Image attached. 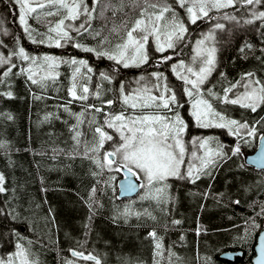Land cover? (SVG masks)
Masks as SVG:
<instances>
[{
    "label": "trees",
    "instance_id": "trees-1",
    "mask_svg": "<svg viewBox=\"0 0 264 264\" xmlns=\"http://www.w3.org/2000/svg\"><path fill=\"white\" fill-rule=\"evenodd\" d=\"M106 2L108 0H99L95 4V18L89 22L90 32L102 31V35H108L109 30L114 25L119 27L122 20L127 19L130 25L132 20L138 18V11L124 15L129 13L127 6L122 12L113 14L112 8H105ZM110 2L119 8V0ZM167 2L176 9L188 27L185 42L178 45L176 50L159 53L149 40L148 62L131 71L130 67L124 68L106 57L74 47V43H80L99 48V37L93 39L87 32L77 34L71 21H66V24L71 22L70 34L74 40L62 41L63 47L49 46L47 40L43 44L32 43L19 24L15 0H0V41H3L0 53L7 57L22 46L29 55L37 53L41 57L52 55L65 60L83 59L93 69L88 75L101 93L100 99L89 93L86 101L73 100L69 89L73 83L74 66L66 63L59 64L58 76L43 88L32 84L27 79V72L19 71L20 68L26 69L29 62L20 60L18 56H11V62L17 67L8 76H4L3 72L9 65H0V143L5 145L0 148V173L4 174V186L8 189L0 193V252L6 259L18 251L17 244H22L39 264H66V261L95 264V261L72 256L71 250L83 252L85 256L94 255L101 264H156L158 259L161 264H168L166 257L169 250L175 253L172 264H251L256 238L264 227V215L258 214L260 205L264 204V171L246 166L244 155L256 149L258 138L264 133V120L261 119L264 118V105L253 113L237 105L213 100L217 110L226 116L255 126L254 136L244 135L245 130L236 136L226 129L197 127L190 116L191 100L180 90L182 87L178 89L173 84L180 82V79L175 78L171 65L180 60H193L196 41L214 30V25L219 22L225 27L215 30L216 66L203 88L212 87L213 92L223 95V88L228 87L229 83L241 81L243 74L248 72L255 73L257 78L264 81V20L255 19L252 15L253 12L264 11V2L246 5L243 0H237L235 7L211 11V19L203 18L194 25L188 22L186 9L179 8L174 0ZM84 4L91 9L94 0H84ZM102 10L103 18L100 16ZM226 14L235 19H224ZM63 15L61 10L54 16L40 15V20L29 18L31 29L35 30L33 36L39 40L37 33H47L48 28L54 26ZM249 20L252 23H247ZM123 35L124 31L121 30L120 36ZM109 39L111 44L105 43V50L120 42L115 34ZM165 55L173 57L166 62V66L156 68L151 65L153 60ZM198 61L193 60L195 63ZM83 72L87 73L86 68L81 69L76 82L84 75ZM101 72L109 74L111 81L102 79ZM154 72L168 77L169 88L176 89L183 105L179 109L186 120L184 140L190 153L196 150L191 140L198 138L219 141L225 152L236 145L240 146L241 151L221 162L211 177L201 176L195 183L188 179L169 178L166 181L169 185L166 191L171 198L168 202L158 203L152 199L147 193L152 191L154 195L155 189H146L143 182L144 186L137 196L119 200L117 184L122 177L120 167L113 165V170L105 168L103 174L94 176L92 173H99L100 169L89 158L93 155L88 149L95 143L94 128L103 124L104 113L86 110L78 129L82 133L79 144L73 139L71 130L77 124L76 115L73 114H80L82 105L86 107L90 104L105 107V112L124 110L126 114H132V110L120 101V86L123 85L125 92L143 86L156 92L153 88L156 83L152 76ZM141 77L144 79L141 80ZM180 85L184 88V83L180 82ZM9 91L13 94L12 98L4 95ZM235 91L242 92L243 88L237 87ZM36 96L40 99H36ZM110 98L117 100V103L108 108L103 101ZM204 98H208L206 94ZM64 106L69 111H65ZM93 117L94 123L91 122ZM257 121L261 122L257 124ZM110 134L113 140L105 142L98 157L102 158L119 141V134L113 129H110ZM202 154L201 149L198 155ZM188 156L192 158L188 154L186 159ZM116 159L119 162L120 158ZM193 163L198 164V161L191 159L185 165ZM94 187V198L100 206L90 211L91 190ZM237 200L239 204L234 203ZM252 218L259 227H252ZM174 220L181 223L173 224ZM245 221H248L247 225ZM153 230L164 246V258L155 255V240L149 236ZM227 251H240L242 256L235 261L221 258L220 255ZM15 259L17 262L18 258Z\"/></svg>",
    "mask_w": 264,
    "mask_h": 264
},
{
    "label": "snow or ice",
    "instance_id": "snow-or-ice-1",
    "mask_svg": "<svg viewBox=\"0 0 264 264\" xmlns=\"http://www.w3.org/2000/svg\"><path fill=\"white\" fill-rule=\"evenodd\" d=\"M264 0H243L246 5H260ZM15 3L20 5L19 23L24 26V32L31 38L32 43H45L48 41L49 46L63 47L62 41H72L74 37L70 34L72 25L66 24V21H75L83 14L86 19L75 31L79 35L87 32L93 39L99 37V48L88 47L80 43H74L73 46L82 49L84 52L95 53L99 57H106L108 60L115 61L124 68L140 67L149 60L147 52V43L150 37H154L156 42V51L164 53L169 49L176 50L177 46L185 42L188 27L184 20L179 17L176 9L167 2V0H119V8L111 4L110 0L106 2L105 8H112L113 14L116 11H123L124 7L129 8V13H124L128 16L130 13L138 11V18L131 21L122 20L119 27L113 26L109 30L108 35H102V31L90 32V20L94 19L93 13L95 8H89L84 4V0H15ZM94 3H99V0H94ZM179 8L186 9L188 22L196 24L198 20L209 17V12L221 9L235 7L237 0H174ZM55 9L43 13V16L58 15L63 10V18L59 19L54 26H50L47 33H37L40 39L37 40L33 36L34 29H31L27 22L29 14L37 13L38 9ZM171 13V15H168ZM255 19L264 20V11L253 12ZM103 18V10L100 13ZM40 20V14L35 17ZM210 18V17H209ZM226 20H234L235 17L225 15ZM211 19V18H210ZM51 23V22H49ZM252 23V20L247 21ZM224 24L217 22L214 25V30L209 31L203 39L196 41V56L199 63L195 67L186 66L184 61H179L171 65L172 71L177 78L183 81L186 87L183 92L186 96L192 99L190 105V116L194 118V124L200 128H220L226 129L228 133L236 136L241 135V130H245L244 135L254 136L256 128L250 125L247 121L241 122L230 118L217 110L213 100L219 101L222 104L237 105L241 108L249 109L255 113L258 108L264 105V81L256 77L253 72L244 73L241 81L229 83L228 87L223 88V95L213 92L212 87L207 89L203 85L208 81L216 66V35L215 30H223ZM83 30V31H81ZM124 31V35L120 36V31ZM115 34L119 37L116 43L110 50H105V43L111 44L109 36ZM3 41H0V45ZM209 44L211 46H209ZM249 48L251 45H247ZM18 56L20 60L30 62L28 68H20V72H27V79L34 85L47 87L49 78L55 80L58 73L55 69L61 63L69 64L73 67L72 86L69 89V95L73 100L86 101L89 98L90 89L85 83L80 86V94L77 92V76L81 74V69L86 68L87 74H91L93 69L87 66V61L83 59H63L52 55H44L41 57L30 56L24 47H18V50L5 57L0 53V65L7 64L9 67L3 72L4 76H8L13 68L17 65L11 62V56ZM172 56H162L161 62L166 63L171 60ZM223 75V73H221ZM100 76L104 80L111 81V76L105 72H101ZM152 76L156 83L153 88L156 89V94H153V89L147 86L125 92L123 85L118 90V96L123 106L132 110L133 114H126L124 110L118 112H105V107H98L95 104L86 106L87 109H92L97 113H104L103 124H98L94 128V145L88 149L93 155L89 158L93 160L95 165L100 169V172H93L92 175H101L105 168L113 170V165H118L126 170L130 176L127 183L122 185L124 191H133L137 187V183L133 180L136 176L146 178L148 186L159 185L155 188V194H150L152 199L158 203L168 202L171 198L167 194L166 181L169 178L188 179L191 183H195L201 176H212L213 171L220 166L221 162L230 159L232 155L240 153L241 148L236 145L234 149L228 152L224 151V146L211 138H198L191 140V144L196 150L191 152L193 160L198 161V164L185 165V155L187 152L183 134L187 129V124L179 114L178 109L183 107L177 99V93L170 89L166 83L167 78L161 73L154 72ZM87 80L91 79L90 75H85ZM144 77H141L143 80ZM161 81H164L161 83ZM237 87L243 88L242 92H236ZM205 94L208 98H204ZM8 98H12V92H7ZM93 95L100 99L101 93L95 91ZM40 99L39 96L35 97ZM71 103V101H69ZM117 103L115 99H107L103 104L110 108ZM145 109H153L150 113H145ZM65 111H69L67 106H64ZM137 110H139L138 114ZM76 115L77 124L71 129L74 133L73 139L79 144V137L82 133L78 130L79 125L83 123V112ZM264 120V118H261ZM92 123L95 122L93 117ZM261 121H257L259 124ZM105 128L113 129L119 134V141L112 150L106 151L103 157H98L100 149L104 147L106 141H112L113 135L105 131ZM243 138V137H242ZM214 143V146H212ZM5 145L0 143V148ZM203 150L202 155H198L199 150ZM87 154V152L85 153ZM119 157V162L117 161ZM264 159V157H262ZM184 168L182 172L181 169ZM135 170V171H134ZM5 176L0 173V193L8 191L5 188ZM144 185H140L143 187ZM93 197L89 203L90 211H94L95 207H99L98 201L94 198L96 192L95 187L91 190ZM207 193H205V196ZM239 204L240 201H234ZM259 215H264V204L260 205ZM136 215H140L136 213ZM150 215V214H149ZM92 216H89V220ZM154 219V217H153ZM173 224H180L179 220L172 221ZM248 224V221H245ZM252 227H259L255 224V219L252 218ZM247 231V229H245ZM199 234V229L197 230ZM149 236L155 240L154 249L156 257L164 258L165 249L162 241L157 237L155 230L149 233ZM183 239V237H181ZM18 251L14 256H9L7 259H0V264H16V259L19 258V264H39L38 260L32 258L29 249L22 244H17ZM71 255L81 257L85 260L95 261V264H101V261L94 255L85 256L83 252L71 250ZM225 255H228L225 253ZM175 253H171L166 257L168 264H172ZM66 264H73L72 261H66ZM156 264H161L158 259ZM254 264H264V239L260 241L259 253Z\"/></svg>",
    "mask_w": 264,
    "mask_h": 264
},
{
    "label": "rangeland",
    "instance_id": "rangeland-1",
    "mask_svg": "<svg viewBox=\"0 0 264 264\" xmlns=\"http://www.w3.org/2000/svg\"><path fill=\"white\" fill-rule=\"evenodd\" d=\"M29 2L31 3L32 2V0H29ZM43 2H46V0H43ZM95 4L96 3H94V6H93V8H95ZM16 5H17V10H18V20H19V14H20V5L19 4H17L16 3ZM49 10H52V11H54L55 9H49V8H44V9H38L37 10V13H32V14H29V16L27 17V22L29 21L28 19L29 18H34V19H36L35 17L37 16V14L39 13L40 15H42L43 16V13H45V12H47V11H49ZM214 11V10H213ZM211 12V11H210ZM209 12V13H210ZM86 17L82 14L81 16H80V18L79 19H77V20H75V21H71L72 23H73V26H74V28H76V27H78L82 22H84V20L83 19H85ZM204 18H206V17H204ZM203 19V18H202ZM202 19H200V20H202ZM71 22H70V24H71ZM20 24V23H19ZM21 25V24H20ZM28 25L30 26V28H31V24H29V22H28ZM23 26V25H22ZM23 28H24V26H23ZM204 38V36L202 37V38H200V39H203ZM199 39V40H200ZM149 40H151L152 41V44H153V46H154V49L156 50V42H155V39H154V37H150L149 38ZM209 46H211L210 44H209ZM215 47H216V45H215ZM196 44H195V47H194V49H193V53H192V56H193V58H194V55L196 56ZM158 52V51H157ZM160 53V52H159ZM30 56H35V57H41L39 54H37V53H33V55H30ZM44 55H42V57H43ZM165 56H170V55H165ZM41 57V58H42ZM216 59H217V54H216ZM194 60V59H193ZM193 60H190V61H187V62H185L184 61V63H185V65L186 66H190V67H195L196 65H197V63H199V61L197 62V63H195V62H193ZM181 61V60H180ZM168 62V61H167ZM152 66H154V67H160V66H162V65H165L166 66V63H164V62H161V59L159 58V59H155V60H153V63L151 64ZM29 66H31L30 65V62H29V65L27 66V68L29 67ZM133 68L134 69H131V67H130V70L131 71H136V67H134L133 66ZM57 69L58 68H56L55 69V72L57 73ZM84 73V75L83 76H81V78L79 79V82H77V91H79L80 92V86L81 85H83V84H85V82H87L88 84V87H89V89H90V94L92 95L95 91H97V90H99L98 88V86H96V85H94V83H93V78L91 77V79L90 80H87L86 78H84L85 77V75H88L87 73H85V72H83ZM174 73V72H173ZM175 74V73H174ZM176 75V74H175ZM212 75V74H211ZM166 77V76H165ZM167 78V80H166V83L168 82V77H166ZM177 80H178V78H177V76L175 77ZM56 79V78H55ZM175 79V80H176ZM48 81H54L53 79H51V78H49L48 79ZM47 81V82H48ZM178 81H180V82H182L183 83V81H181V80H178ZM180 82H173V84H175L176 85V88H178V89H180L181 87V89L180 90H183V86L182 85H180ZM172 83V82H171ZM184 87H186V85H184ZM172 90H174L175 92H176V89H175V87L174 88H171ZM93 90V91H92ZM129 92V91H128ZM177 93V92H176ZM153 94H156V92H153ZM186 95V94H185ZM186 97V96H185ZM187 99H190V98H188V97H186ZM177 99H178V94H177ZM179 100V99H178ZM191 100V103H192V99H190ZM191 103H189L190 105H191ZM83 107H82V109H81V111L84 113V115H86V107H85V105H82ZM190 108V110H191V107H189ZM87 110H91V109H87ZM152 111H154L153 109H145L144 110V112L145 113H150V112H152ZM178 111H179V114L181 115V117L183 118V116H182V112H181V110L180 109H178ZM138 112H139V110H137V113L136 114H138ZM133 114V113H132ZM184 119V118H183ZM103 120H104V117H103ZM184 121L186 122V120L184 119ZM105 131H107L109 134H110V129H108V128H105ZM184 137H185V135L183 134V139H184ZM185 141V140H184ZM185 146H186V144H185ZM186 149H187V152H186V155H185V163L188 161H190L191 159L193 160V158H191V157H189L188 159H186V157H187V155L189 154L190 156H191V153H190V150L187 148V146H186ZM183 169H181V171H182ZM135 171V170H134ZM142 179V182H143V184L145 185L144 187L146 188V189H155V187H157L156 185H153V186H148V184H147V180H146V178H141ZM152 193V191H149L148 193H147V195H150ZM9 256H12V254H10ZM0 259H5L6 260V258H5V256H2V254H1V252H0ZM16 264H19V258H18V261L16 262ZM74 264V263H73Z\"/></svg>",
    "mask_w": 264,
    "mask_h": 264
},
{
    "label": "water",
    "instance_id": "water-1",
    "mask_svg": "<svg viewBox=\"0 0 264 264\" xmlns=\"http://www.w3.org/2000/svg\"><path fill=\"white\" fill-rule=\"evenodd\" d=\"M262 157H264V133L261 134V136L259 137L257 147L254 150V152L244 155V163L248 167H252L257 170L264 171V159H262ZM120 171L122 173V177L119 179L118 184H117V198L119 200H123V199H129V198H133L137 196L140 193L141 188H142L140 187V185H142V180L140 176H136L133 180L134 183H137V187L133 191H124L122 188V185L127 183L126 178H128L130 174L126 170H124L122 167H120ZM262 239H264V227L259 232L256 238V243L254 247L255 255L252 258L251 264H254V261L256 257L258 256L259 245ZM227 254L228 255H225L224 253L221 255V257L228 259V260H234L235 257L239 258L242 256L241 252H227ZM238 264H242V263H238Z\"/></svg>",
    "mask_w": 264,
    "mask_h": 264
},
{
    "label": "bare ground",
    "instance_id": "bare-ground-1",
    "mask_svg": "<svg viewBox=\"0 0 264 264\" xmlns=\"http://www.w3.org/2000/svg\"><path fill=\"white\" fill-rule=\"evenodd\" d=\"M174 231H175V230H174ZM227 252H237V251H227ZM227 252H223L222 254L227 253ZM238 252H240V251H238ZM241 253H242V252H241ZM222 254H221V255H222ZM221 255H220V256H221ZM221 258H223V257H221ZM236 258H237V257H235V259H236ZM223 259H225V258H223ZM235 259H234V260H235ZM226 260H228V259H226ZM234 260H229V261H234ZM242 264H243V263H242Z\"/></svg>",
    "mask_w": 264,
    "mask_h": 264
},
{
    "label": "flooded vegetation",
    "instance_id": "flooded-vegetation-1",
    "mask_svg": "<svg viewBox=\"0 0 264 264\" xmlns=\"http://www.w3.org/2000/svg\"><path fill=\"white\" fill-rule=\"evenodd\" d=\"M235 260H236V259H235ZM235 260H234V261H235ZM236 264H238V263H236Z\"/></svg>",
    "mask_w": 264,
    "mask_h": 264
}]
</instances>
